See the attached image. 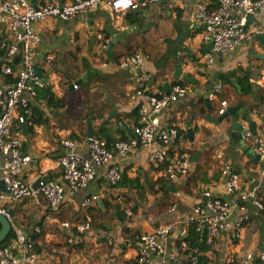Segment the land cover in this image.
Masks as SVG:
<instances>
[{
  "label": "crops",
  "instance_id": "1",
  "mask_svg": "<svg viewBox=\"0 0 264 264\" xmlns=\"http://www.w3.org/2000/svg\"><path fill=\"white\" fill-rule=\"evenodd\" d=\"M27 1L39 6L72 0ZM138 2L139 9L128 13L101 7L68 22L48 19L35 25L41 38L39 57L49 54L53 58L48 65L39 61L36 67L44 82L41 90L49 89L53 101L36 97L31 102L34 125L22 129L13 124L10 136L20 141L23 154L31 158L21 180L33 188L38 179L55 181L63 186L65 200L56 212L47 211L43 199L39 203L23 200L7 207L14 215L13 225L28 232L41 226L36 237L39 264H137L139 237L159 225L172 226L161 244L167 255L178 257L183 264H192V255L197 256V264H229L248 252H264V211H257L250 203L246 205L249 220L240 240L226 233L208 245L204 229L187 221L205 191L231 205L235 203V197L223 192L221 171L225 166L238 173L243 189H257L264 207L262 163L252 150V138L245 136L235 142L231 123L219 124L218 104L207 99L211 89L221 84L217 100H226L228 107H239L238 114L250 117L255 125L254 138L264 141V86L257 83L264 77V14L254 20L261 26L262 35L233 52L216 55L210 43L202 40L204 25L193 18L200 5L213 10V0ZM137 52L146 56L144 72L150 75L143 84L146 89L166 93L174 85L188 89L184 98L158 115L160 128L178 130L179 139L168 156L187 155L188 174L170 183L162 167L151 162L149 149L140 147L128 157H114L121 173L116 186L108 183L105 166L96 169L95 180L85 189L72 191L58 166L68 154L60 144L62 140L73 141L74 154L88 160L90 135L103 139L109 149L115 142L133 136L138 108L129 97L139 73L116 65ZM205 53L213 55L211 68L199 60ZM72 84L77 85L76 90ZM69 94L77 96L68 101ZM243 126L246 129L248 123L243 121ZM93 195L96 201L83 207L84 199ZM118 196L125 199V205L116 201ZM127 202L131 218L125 216ZM47 215L51 222L46 221ZM238 216L239 211L234 209L230 220L236 221ZM85 219L91 223L85 235L71 234L60 227L66 221ZM192 224L200 232V245L190 248L184 239ZM12 238L10 234L7 243ZM184 244L186 249L182 248ZM157 263L154 258L149 264Z\"/></svg>",
  "mask_w": 264,
  "mask_h": 264
},
{
  "label": "built area",
  "instance_id": "2",
  "mask_svg": "<svg viewBox=\"0 0 264 264\" xmlns=\"http://www.w3.org/2000/svg\"><path fill=\"white\" fill-rule=\"evenodd\" d=\"M42 1V0H38ZM156 2L157 0H151ZM215 8L210 10L206 5L197 7L194 21L205 27L202 40L212 44V52L224 55L233 52L240 45L247 43L263 34L260 25L254 20L264 14V0H213ZM108 7L114 12L128 13L139 9L138 0H72L67 3L44 2L33 6L27 0H0V215L11 224L13 238L8 243L0 245V264H39L36 237L41 233V226H34L31 231H25L13 225L7 205H13L23 200L39 203L43 199L45 209L56 212L64 202L63 186L55 181L38 179V185L33 188L21 180L24 169L31 158L23 154L20 141L10 136L15 122L32 127L35 116L31 110V102L36 99L37 91L44 88L43 80L35 73L37 63L42 61L48 65L52 56L43 58L38 55L41 38L35 30V25L48 19L68 22L80 15ZM207 68H211L214 58L211 53H205L199 58ZM146 56L133 53L122 58L117 63L119 69L135 70L139 74L135 78L136 88L130 94V101L137 104L138 117L132 130V138L128 141H117L109 149L107 143L100 138L88 140L89 159L84 160L74 154L75 143L64 139L60 144L68 150L58 166L62 171L63 181L72 191L85 189L96 178V169L107 167L106 178L111 186L121 180L119 167L114 157H128L140 147L149 149V157L156 167H162L163 173L170 183H176L180 177L186 176L190 168L189 157L185 154L168 156L170 147L179 139V132L171 127H159L158 115L171 104L184 98L188 89L174 85L170 93L156 92L146 89L143 84L148 82L150 75L144 72ZM257 83L264 86V77ZM222 85L213 87L207 96L209 102H217L219 116L228 107L226 100H217L222 92ZM76 90L77 85L72 84ZM251 137L250 135H247ZM252 138V150L262 163L260 174L264 176V141ZM162 148V150L159 149ZM223 192L235 197V203L229 204L212 196L209 191L202 193V202L195 206L187 221L196 223L204 229L206 243L212 245L224 236L230 234L235 240H240L245 223L249 220L246 205L252 204L257 211L263 210L259 201L257 189L245 190L240 176L230 166L221 171ZM93 195L84 199L82 206L87 207L96 201ZM117 202L125 205L123 197H117ZM234 209L239 211L236 221L230 218ZM125 216L131 218L132 210L126 203ZM51 222V216L45 217ZM60 227L72 234H87L91 229L88 219L63 222ZM172 231L171 225H159L151 232L142 234L136 244L137 264H149L154 258L157 264H183L174 255H167L161 244ZM186 249V245L182 246ZM192 264L198 263L196 255L189 257ZM229 264H264V252L246 253L239 261Z\"/></svg>",
  "mask_w": 264,
  "mask_h": 264
},
{
  "label": "water",
  "instance_id": "3",
  "mask_svg": "<svg viewBox=\"0 0 264 264\" xmlns=\"http://www.w3.org/2000/svg\"><path fill=\"white\" fill-rule=\"evenodd\" d=\"M209 48L212 49V44H209ZM176 72H181L180 69ZM35 73L38 77H41L40 71L38 68L35 69ZM187 80V78H184ZM239 107H228L223 115H221L217 122L219 124L223 122H230V130H231V137L235 142H240L243 140V137L250 135L251 137H255V125L251 122L250 117L242 116L238 114ZM243 121L248 123V127L244 129ZM90 138L92 135L89 136ZM13 213L10 212V217L13 218ZM11 233V224L2 215H0V245L4 243V241L8 238Z\"/></svg>",
  "mask_w": 264,
  "mask_h": 264
},
{
  "label": "trees",
  "instance_id": "4",
  "mask_svg": "<svg viewBox=\"0 0 264 264\" xmlns=\"http://www.w3.org/2000/svg\"><path fill=\"white\" fill-rule=\"evenodd\" d=\"M37 98H38V99H39V98H46V99L49 98L50 102L53 101V100H52V94H51V92L49 91V89L44 90V91H43V90L37 91ZM14 124L19 125V127H20V128L22 127V129H23L24 127L27 126V125L19 124V123H17V122H15ZM117 184H118V183H117ZM117 184H116V185H117ZM116 185H115V186H116ZM112 187H114V186H112ZM263 211H264V207H263ZM199 233H200V232L196 231V225H195V224L190 225V227H189V234H188L187 237L184 239V242H186V243L189 245L190 248H191V247H194V246H197V245H200V243H199V239H200V235H199ZM9 236H10V235H9ZM9 236H8V238L4 241L3 244H5V243L8 241Z\"/></svg>",
  "mask_w": 264,
  "mask_h": 264
},
{
  "label": "rangeland",
  "instance_id": "5",
  "mask_svg": "<svg viewBox=\"0 0 264 264\" xmlns=\"http://www.w3.org/2000/svg\"><path fill=\"white\" fill-rule=\"evenodd\" d=\"M74 96H77V95H76V94H74V95L69 94L67 100H68V101L73 100Z\"/></svg>",
  "mask_w": 264,
  "mask_h": 264
}]
</instances>
